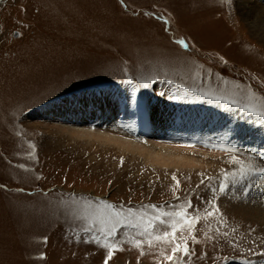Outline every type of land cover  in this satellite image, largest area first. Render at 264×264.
Here are the masks:
<instances>
[{"label": "rangeland", "instance_id": "obj_1", "mask_svg": "<svg viewBox=\"0 0 264 264\" xmlns=\"http://www.w3.org/2000/svg\"><path fill=\"white\" fill-rule=\"evenodd\" d=\"M237 1L0 0V264H105L109 250L108 264H264V224L245 225V206H260L264 191L239 175L264 166V152L215 129L185 153L120 145L106 135L132 137L124 124L136 118L117 97L97 100L113 112L100 123L72 120L85 127L42 111L113 87L148 116L181 105L173 120L226 115L264 126L244 110H264V39L239 14L251 3ZM153 223L158 231L145 226Z\"/></svg>", "mask_w": 264, "mask_h": 264}, {"label": "bare ground", "instance_id": "obj_2", "mask_svg": "<svg viewBox=\"0 0 264 264\" xmlns=\"http://www.w3.org/2000/svg\"><path fill=\"white\" fill-rule=\"evenodd\" d=\"M244 1H247L246 3H248V4L251 3V5H249V7H248L249 11L248 10H245L244 12L240 11L239 14L248 15L247 17L250 18L249 20L252 23V24L250 23V26H249L252 35L254 34L259 39H264V6L259 5L261 1L259 2L257 0H238L237 4L242 5L244 3ZM262 1L264 2V0H262ZM235 3H236V0H235ZM229 7H231V6H229ZM227 8H226V10H227ZM238 10H240V9L238 8ZM222 12H224V11H221V13ZM229 12L227 11V12H224V13H229ZM202 19H205V18H202ZM231 20L232 19L229 20L230 23H231ZM0 33H1V31H0ZM236 42H238L237 39H236ZM106 89L107 88H102L101 89L103 91L100 93V96H99V94L98 95H94V94L93 95L92 94L91 95H89V94L76 95L75 97H72L71 99H68L61 106H57V104L55 103V104L51 105L50 107L43 109L42 111H44L45 114H46V112H48V113L57 112L56 116H57V118H60V119H56V118L52 119V120H55L57 123L65 122V120H66V122L74 123L73 125H68L67 124L68 126L85 127V126H83V124L81 122V121H83V119H85V120H89L90 119L91 122H92V120H94V123L97 124V123H100L101 119L107 118L108 116H112V114H113L112 108L109 109L108 107H106L105 104H101V103L99 104V102L97 100L106 99L107 103H109V102L111 103L112 100L116 101V99L118 98L119 106H121V107L125 106L130 111L131 115L136 118L135 121H133V122L128 121L126 124H124L125 127H126V130L132 133V134H130L132 137H130L129 135H126L128 138L130 137V139H128L127 137H122L119 134H115V133H114L115 135H112V134L106 135L107 139L116 141L120 145L131 146V145H134V144H138L137 142H135L133 140H146L148 142L155 141V142H158V143L149 144V145L158 146L159 148L169 152L168 154H177V153H180L181 151H184V153H185L187 151H192L191 149H193V147L195 148V147H200V146H202V147L207 146L208 143L211 142L212 138L215 137V133H213V129H215V132L218 135L227 134L229 136V138H228V136L222 138L221 141H226L228 143L229 142H234V143L245 142L244 144H246V146L250 150L257 149L258 151L264 152V126H261V125H259L257 123L256 124H251V122L245 121L244 119H242L240 117H236L235 116V117L230 118V117H227L226 115H220L217 118L214 117V118H216V120H214L213 118L205 119V118L200 117V116L195 117L196 120H194V119H192L190 117L187 118L186 120H184V119L173 120L172 119L173 118V115H172L173 111H178L180 109L186 110L185 108L188 109V107H181V105H177L173 109L172 108L167 109V108H165V107L160 105V107H158L156 110L153 108V111L151 112V114L146 117V116H143V110L146 111V112L148 110L147 109L146 110L143 109V107H141V105H142L141 103H138V101H136V100H135V102L134 101H128L126 103L124 100H121L122 96H121V90L120 89L113 88V87H109L107 90ZM8 104L11 105V103H8ZM4 105L5 104L2 105V108L4 107ZM91 106H98L97 107L98 112H96L95 110L91 111V109H90ZM16 107H17V105H16ZM5 108L6 107H4V109ZM4 109L0 108V110H4ZM5 110H7V109H5ZM9 110L13 111V109H9ZM170 110H172V111H170ZM154 111H155V113H154ZM0 112H2V111H0ZM4 112H6V111H3V113ZM39 112L40 111H38V113ZM89 112L92 113L93 115L92 116H88ZM167 112H170V113L169 114H165ZM0 115H3V114L0 113ZM3 118H6V117H3ZM3 118H1L0 120H3ZM115 118H116V116L114 117L112 123L116 126L117 124L115 123ZM198 118H200L202 120H199ZM72 120H81L80 121L81 123H79L81 125H78V123L75 124L76 121H72ZM192 121H193V123H192ZM2 122H0V125H2V124L6 125L4 123L7 122V121L5 120L3 123ZM1 128H4V127L0 126V129ZM147 128H149L152 131L159 132L160 134H162V131H164V134H162L163 136H160L159 133H156V132L155 133L147 132L146 131ZM5 129H7V128H4V132L6 131ZM1 130H0V132H1ZM86 132H91V131L85 130L84 133H86ZM87 134H89V133H87ZM122 135H124V134H122ZM249 135H251V137H249ZM139 137H142V139L139 138ZM203 149H205V148H203ZM254 177L259 181V182L255 181V184L257 183L258 185L262 186V187H260V186L255 185V184L252 185L253 191L257 194V192L260 191V190L264 191V174L257 175V176H254ZM250 193H252V192L250 191ZM240 197H242V196H240ZM247 200H249V198ZM259 201H254V202L256 203V202H259ZM263 202H264V200H263ZM263 202H262V204H263ZM111 205H113V204H111ZM234 206H237V205H234ZM240 206H242V204ZM260 206H256V205L254 206L253 202H252V205L245 206V207H247V210H248V211L245 210L246 213L251 214L250 215L251 218H249L250 220H245V221H247V223H245V225L250 226V225H253V223H255L256 225L264 224V209H262ZM243 212L244 211H242L241 213H243ZM91 213H92V211H91ZM104 215H102V218H103V220H106L103 217ZM124 216H126V215H124ZM129 216H131V215H129ZM118 217H120V216H118ZM106 218H107V216H106ZM115 218H114V220H116ZM135 218H137V216L134 217V219ZM134 219H132L133 222L137 221L136 219L135 220ZM123 220H124V218H123ZM133 222H132V224H133ZM100 223H103V221L100 222ZM95 224H96V222H95ZM98 224H99V222H98ZM130 224L131 223H129V225ZM139 224H141V223H139ZM126 225H128V224H126ZM91 226H93V225H91ZM100 226H102V225H100ZM145 226H149V225L145 224ZM241 226H242V224H241ZM88 227H90V226H88ZM124 227H126V226H124ZM250 227H252V226H250ZM252 228H255V227L253 226ZM240 229H238V230H240ZM249 232H250V234L251 233L253 234V232H251V231H249ZM260 233H261V231H260ZM245 234L246 233H244L243 235H245ZM262 240H263V238H262ZM257 251L260 252L259 250H257ZM188 254H189V252H188Z\"/></svg>", "mask_w": 264, "mask_h": 264}, {"label": "snow or ice", "instance_id": "obj_3", "mask_svg": "<svg viewBox=\"0 0 264 264\" xmlns=\"http://www.w3.org/2000/svg\"><path fill=\"white\" fill-rule=\"evenodd\" d=\"M244 110L247 111V112L253 113V114L257 115V116L264 117V110H256V109H254L253 107H250V106H246ZM214 146L215 147H225V145H222V144L221 145H214ZM229 150L232 151V152L237 151L235 148H231ZM233 160L235 161L236 160V157H233ZM261 174H264V166L249 165V166H247V168H245L242 165L241 168H240V171H239V175L241 176V178L247 177L249 175H251V176H257V175H261ZM249 187H251V185H248V187H246L244 189L245 195H247V192H248V188ZM227 188H228V185L227 184L221 183L220 188H219V191L221 193H223V192H225L227 190ZM108 207H111V205H108ZM189 207H191L190 202H189ZM163 215L170 216L172 214L171 213H164ZM175 215L180 216L181 214L180 213H176ZM154 220L157 221V222H159L160 224H166L167 223L165 220H162L160 216H156L154 218ZM119 222H120L119 220H116V221H112L111 222V228L107 232V235L108 236H112L113 235V233L115 231V228H116V225ZM149 227H151L154 231H158V228L156 227V225L154 223L153 224H150ZM172 227L174 228L175 226L172 225ZM145 231H148V229L146 228ZM164 236L167 237L168 236V233L167 232H164ZM179 250H180L179 245H177V247H175V248L172 249L173 255H170L168 257V259L170 261L171 260H174V255ZM184 252H185V254H187V252H188L187 246H185ZM111 256H112V251L109 250L108 257L105 259V264H108V259L111 258Z\"/></svg>", "mask_w": 264, "mask_h": 264}, {"label": "water", "instance_id": "obj_4", "mask_svg": "<svg viewBox=\"0 0 264 264\" xmlns=\"http://www.w3.org/2000/svg\"><path fill=\"white\" fill-rule=\"evenodd\" d=\"M143 109H145L146 110V108L145 107H143ZM143 114H144V116L146 115V116H148V114L146 113V111H144L143 110Z\"/></svg>", "mask_w": 264, "mask_h": 264}]
</instances>
